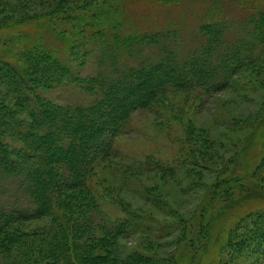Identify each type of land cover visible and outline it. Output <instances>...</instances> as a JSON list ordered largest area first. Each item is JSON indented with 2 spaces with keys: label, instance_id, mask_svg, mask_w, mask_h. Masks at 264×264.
<instances>
[{
  "label": "trees",
  "instance_id": "16d2710c",
  "mask_svg": "<svg viewBox=\"0 0 264 264\" xmlns=\"http://www.w3.org/2000/svg\"><path fill=\"white\" fill-rule=\"evenodd\" d=\"M125 1L41 0V10L30 12L32 0H25L17 16L13 12L0 19V30L43 20L60 35L77 36L68 58L81 50L91 54L93 65L92 74L81 77L69 59L56 57L39 43L22 46L14 55H0V238L8 245H21L17 224L54 215L62 201L69 199L67 194L88 195L94 167L110 159L114 138L125 131L135 112L150 110L159 98L177 92L191 94L203 104L231 88L235 77L264 54V7H252L234 21L218 13L219 3L214 1L192 34V46L186 47L174 26L126 29ZM154 1L179 6L187 0ZM53 84L73 85L91 100L55 105L38 91ZM242 180L244 175L232 173L226 188ZM93 200H89L90 212L98 207ZM121 209L122 219L100 214L82 227L99 231L94 241L103 256L94 257L91 250L67 255L86 246L71 252L55 234L42 242L48 256L44 260L47 264H116L108 262V257L118 253V241L135 236L141 228V212ZM239 222L235 225L244 228V241L264 246V210ZM58 231L63 238L65 232L61 227ZM147 259L137 250H128L121 253L119 263L141 264ZM30 262L31 256L24 264Z\"/></svg>",
  "mask_w": 264,
  "mask_h": 264
},
{
  "label": "rangeland",
  "instance_id": "374dc122",
  "mask_svg": "<svg viewBox=\"0 0 264 264\" xmlns=\"http://www.w3.org/2000/svg\"><path fill=\"white\" fill-rule=\"evenodd\" d=\"M23 1L0 0V19L13 12L17 16ZM214 1L219 3L217 12L234 21L252 7H264V0H187L179 6L126 0L125 28L136 32L174 26L190 47L192 34ZM41 3L32 0L30 12L40 11ZM76 38L58 34L46 21H26L0 30V55H14L22 46L39 43L56 57L69 59L75 72L85 77L93 71L91 54L81 50L73 58L67 54ZM38 91L58 106L91 100L73 85L53 84ZM191 96L172 93L159 98L150 110L135 112L125 131L114 138L110 159L94 167L88 195L67 194L69 199L54 215L14 226L21 245H8L0 238V264H24L30 256V264H47L42 242L55 234L71 252L86 246L67 255L91 250L94 257L103 256L94 241L99 231L82 227L100 214L122 219L121 207L141 212V228L135 236L118 241V253H111L108 262L120 264L121 253L137 250L149 257L141 264H264V246L244 241V228L235 225L264 210V54L235 77L231 88L203 104ZM235 172L244 180L227 189V178ZM90 199L97 202L96 211H89ZM58 227L65 232L63 238Z\"/></svg>",
  "mask_w": 264,
  "mask_h": 264
}]
</instances>
